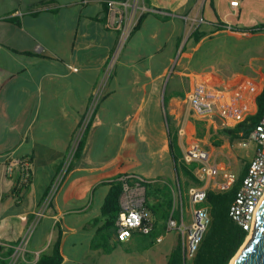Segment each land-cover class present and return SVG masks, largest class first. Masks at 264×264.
<instances>
[{
    "label": "crops",
    "instance_id": "crops-1",
    "mask_svg": "<svg viewBox=\"0 0 264 264\" xmlns=\"http://www.w3.org/2000/svg\"><path fill=\"white\" fill-rule=\"evenodd\" d=\"M104 1L0 0V264H39L57 238L59 264H166L175 232L158 233L160 242L112 234L110 249L101 246L111 181L187 185L170 139L183 154L177 126L180 116L188 121L182 97L193 80L220 79L237 91L264 77V29L251 31L264 24V0H142L110 67L118 30L105 25ZM256 94L240 119L255 111ZM201 123L212 158H233L222 135L213 143L217 129ZM11 157L31 160L21 191L4 172Z\"/></svg>",
    "mask_w": 264,
    "mask_h": 264
},
{
    "label": "built area",
    "instance_id": "built-area-1",
    "mask_svg": "<svg viewBox=\"0 0 264 264\" xmlns=\"http://www.w3.org/2000/svg\"><path fill=\"white\" fill-rule=\"evenodd\" d=\"M104 2L105 25L118 30L117 41L110 57V67L134 29L141 6L140 0ZM254 79H246L248 82L245 90L242 88L237 91L236 86L220 83V79L193 80L182 97V103L194 121L203 122L210 129L227 128L249 111L248 99L252 102L253 96L259 91L255 87ZM177 133L185 144L182 159L186 163H196L192 173L200 184L183 187L181 183L175 182L171 186L172 206L163 233H176L183 258L188 262L197 251L210 223L211 217L206 204L207 192L230 190L239 175L231 170L226 161L213 159L208 151L200 148L194 138L193 128L187 123H181ZM236 139L237 146L241 148H246L249 144L254 145L252 156L246 162L245 173L228 209L231 221L247 232L246 240L251 235L256 211L264 197V112L248 134L238 133ZM4 172L8 176L15 175V190L21 191L31 179V160L28 157H11L5 161ZM117 180L121 182V191L118 197L119 211L114 222L115 239L123 242L135 232L149 233L153 222L143 207L145 180L135 175L121 176ZM55 187L56 182L51 190ZM162 238L163 234H160L155 237V241L160 242Z\"/></svg>",
    "mask_w": 264,
    "mask_h": 264
},
{
    "label": "trees",
    "instance_id": "trees-1",
    "mask_svg": "<svg viewBox=\"0 0 264 264\" xmlns=\"http://www.w3.org/2000/svg\"><path fill=\"white\" fill-rule=\"evenodd\" d=\"M148 4V0H143ZM105 4V2H104ZM106 8V6H105ZM139 19L136 22L138 24ZM135 25V26H136ZM264 29V24L258 25L251 31ZM202 32H193L194 40H198L202 36ZM0 83V88H1ZM256 109L253 113L245 115L242 119L235 122L227 128H220L222 133L237 138L238 133L242 135L248 132L258 123L264 112V84L254 98ZM198 136L203 134V125L200 121L195 120ZM81 141L78 142L76 152L81 149ZM170 153L174 162L176 173H181L187 179V185H198L200 182L194 177L192 170L196 163H186L182 159V154L176 142V137L170 139ZM246 163L239 174L237 182L233 187L225 192H217L209 190L206 196V204L209 208L210 223L201 239L199 247L190 261L186 262L183 258L180 242L177 239L176 244L168 254L166 264H229L231 259L243 244L247 232L235 225L229 215V205L235 195L236 189L245 173ZM116 179L111 181V185L104 197L101 205V214L106 217V222L98 229V235L101 237V246L105 251L110 249L106 243L108 236H115V219L119 211L118 197L121 191V182ZM145 187L144 209L149 213L153 222L152 230L147 233H138L146 235L152 239L160 233L164 232L165 222L172 206L171 186L170 182H160L146 180L143 183ZM102 240L104 242H102ZM60 257L58 252V238L53 244L52 253L44 255L39 259V264H59Z\"/></svg>",
    "mask_w": 264,
    "mask_h": 264
},
{
    "label": "rangeland",
    "instance_id": "rangeland-1",
    "mask_svg": "<svg viewBox=\"0 0 264 264\" xmlns=\"http://www.w3.org/2000/svg\"><path fill=\"white\" fill-rule=\"evenodd\" d=\"M139 4H140V6H142V0H140ZM247 55H250V54H247ZM243 56L245 57L246 55L242 53L240 55V57H243ZM254 81H255V87L259 90L261 88V86H263V84H264V77L255 78ZM184 113L186 114V116H188V118H187V120H188L187 122L188 123L186 121H185V123H187L188 126H190L191 128H193V130L195 132L194 138L198 141L199 147L205 149V145L209 143V140L210 139L206 141V144H204L202 141H199V137H201V136H198L196 126H195V128L193 126L195 123H190V122H192V120H191L192 118H189L190 117L189 116V113H188L187 109L185 110V108H184ZM181 123H183V122H182V117L180 116V121H179V125L177 126V128L181 125ZM219 135H222L224 137L225 143H226V146H227L226 148H228L232 152V154H233V158H231L229 156L228 157L223 156V158H221V159L222 160L224 159L229 164L231 170L234 171V168L236 167L237 169H239V171H241V169L243 168V166H244V164L246 163V160H247L245 158L246 152L248 150H250L251 145L247 146L246 148H241V147L237 146V144H236L237 139L236 138L231 137L228 134L222 133L218 129H217V133L213 137V139H214L213 143H215V141H217L216 143H218V140L220 141L219 144L222 142V139L221 138H218ZM182 146L185 149V144H184L183 141H182ZM239 155L244 156V157H241ZM142 163H143V167L145 169H147V168H149L150 166L153 165V162L151 163V161H149L147 159L143 160ZM191 185L192 184H190V186ZM139 237L140 238H147L146 235H139ZM176 240H177V236H176ZM166 242H164L163 245L166 248H169V245ZM138 245H139V243H137L135 246H138Z\"/></svg>",
    "mask_w": 264,
    "mask_h": 264
},
{
    "label": "water",
    "instance_id": "water-1",
    "mask_svg": "<svg viewBox=\"0 0 264 264\" xmlns=\"http://www.w3.org/2000/svg\"><path fill=\"white\" fill-rule=\"evenodd\" d=\"M232 264H264V197L256 211L250 239Z\"/></svg>",
    "mask_w": 264,
    "mask_h": 264
},
{
    "label": "bare ground",
    "instance_id": "bare-ground-1",
    "mask_svg": "<svg viewBox=\"0 0 264 264\" xmlns=\"http://www.w3.org/2000/svg\"><path fill=\"white\" fill-rule=\"evenodd\" d=\"M250 239V236H248L246 238V240L243 242V244L241 245V247L239 248V250L236 252L235 256L231 259L230 263L229 264H232L234 259L236 258V256L239 254L240 250L245 246V244L249 241Z\"/></svg>",
    "mask_w": 264,
    "mask_h": 264
}]
</instances>
